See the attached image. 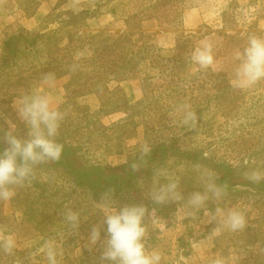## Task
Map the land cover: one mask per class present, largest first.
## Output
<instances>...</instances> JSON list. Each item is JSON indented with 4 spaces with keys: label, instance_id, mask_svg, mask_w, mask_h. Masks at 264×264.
Returning a JSON list of instances; mask_svg holds the SVG:
<instances>
[{
    "label": "rangeland",
    "instance_id": "obj_1",
    "mask_svg": "<svg viewBox=\"0 0 264 264\" xmlns=\"http://www.w3.org/2000/svg\"><path fill=\"white\" fill-rule=\"evenodd\" d=\"M250 34L264 36V0H0V151L10 127L28 135L20 98L48 95L63 117L61 158L0 200V236L16 240L11 253L0 247V264H47L46 242L57 264H102V245L85 246L89 230L101 227L103 239L102 206L132 203L146 209L145 244L162 264H264V178L251 179L264 177V81L230 84L231 54ZM205 40L221 71L191 61ZM189 110L194 124L184 123ZM209 175L224 195L207 212L238 208L243 230L208 223L205 210L189 214V195ZM171 179L184 198L154 203L150 191ZM68 210L78 228L65 222Z\"/></svg>",
    "mask_w": 264,
    "mask_h": 264
},
{
    "label": "clouds",
    "instance_id": "obj_2",
    "mask_svg": "<svg viewBox=\"0 0 264 264\" xmlns=\"http://www.w3.org/2000/svg\"><path fill=\"white\" fill-rule=\"evenodd\" d=\"M191 61L201 70L221 71V67L214 53V45L205 40L196 46L190 55ZM233 62L230 84L235 89H250L264 81V36L250 34L243 47H238L231 54ZM16 115L29 129L26 138L15 134L14 126L4 135L6 146L0 151V200H9L15 194V188L30 182L35 167L46 161H58L61 158L63 145L57 141L62 114L53 105L48 95L33 94L17 100L14 104ZM196 121V115L187 111L184 123ZM147 154L150 149H142ZM260 174H254L251 179L259 181ZM224 189L218 186L209 175L204 191L193 192L187 203L191 209L189 213L195 216L205 210L207 222L211 223L219 217L223 228L237 232L243 230L246 218L238 208H217L214 214H209L206 204L210 199L220 200ZM150 199L156 204L182 200L183 194L179 190L176 179L154 188L149 193ZM102 229L92 226L89 230L86 247L93 248L101 244L100 260L102 264H162V254L159 250L146 247L147 228L144 224L146 209L141 204H124L114 207L110 204L102 206ZM65 222L71 228H78L80 218L75 211L65 213ZM0 247L11 253L16 248V240L11 235L0 236ZM47 264H57L59 250L52 242L40 250ZM212 264H224L222 258H216Z\"/></svg>",
    "mask_w": 264,
    "mask_h": 264
},
{
    "label": "trees",
    "instance_id": "obj_3",
    "mask_svg": "<svg viewBox=\"0 0 264 264\" xmlns=\"http://www.w3.org/2000/svg\"><path fill=\"white\" fill-rule=\"evenodd\" d=\"M81 85H83V84H81ZM81 85H79L78 84V87H80V90H81V88H82V86ZM76 90H71V91H69V92H72V93H74ZM68 92V93H69ZM66 93H67V86H66ZM82 94H84V93H79V95H82ZM69 97V95H66V98H68ZM68 105H69V107L70 108H73L74 110H75V112L76 113H78V114H76V115H74V119H76V121H77V119H81L82 120V118L84 117V112H83V109H84V106L83 105H81V104H79L76 100H73L72 102H70V103H68ZM65 107V106H64ZM67 107V106H66ZM65 107V108H66ZM63 108V107H62ZM59 110H61V109H59ZM79 114L80 115H82L83 117H80L79 116ZM81 127H83L82 125H80V124H78V125H76V126H74L72 129H70V130H68V134L69 133H73V135H71L72 137H68V139L69 140H71V139H76L75 138V136L77 135V134H79V133H77V132H75L76 130H78V129H80L81 130ZM75 132V133H74ZM78 142H82L81 140H78ZM83 143V142H82ZM79 145V144H78Z\"/></svg>",
    "mask_w": 264,
    "mask_h": 264
},
{
    "label": "crops",
    "instance_id": "obj_4",
    "mask_svg": "<svg viewBox=\"0 0 264 264\" xmlns=\"http://www.w3.org/2000/svg\"><path fill=\"white\" fill-rule=\"evenodd\" d=\"M62 95V92L58 91V96L60 97Z\"/></svg>",
    "mask_w": 264,
    "mask_h": 264
}]
</instances>
